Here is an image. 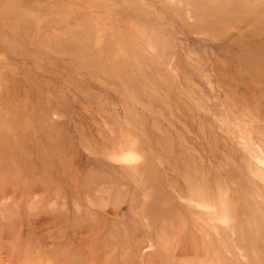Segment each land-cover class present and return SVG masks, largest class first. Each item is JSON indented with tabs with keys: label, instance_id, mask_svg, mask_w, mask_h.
<instances>
[{
	"label": "rangeland",
	"instance_id": "1",
	"mask_svg": "<svg viewBox=\"0 0 264 264\" xmlns=\"http://www.w3.org/2000/svg\"><path fill=\"white\" fill-rule=\"evenodd\" d=\"M0 264H264V0H0Z\"/></svg>",
	"mask_w": 264,
	"mask_h": 264
}]
</instances>
